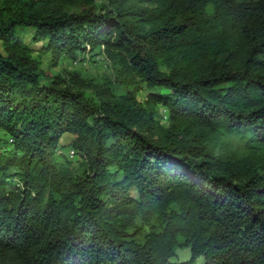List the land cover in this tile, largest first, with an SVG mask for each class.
<instances>
[{
	"label": "trees",
	"instance_id": "obj_1",
	"mask_svg": "<svg viewBox=\"0 0 264 264\" xmlns=\"http://www.w3.org/2000/svg\"><path fill=\"white\" fill-rule=\"evenodd\" d=\"M100 1L0 0V264H264V0Z\"/></svg>",
	"mask_w": 264,
	"mask_h": 264
},
{
	"label": "rangeland",
	"instance_id": "obj_2",
	"mask_svg": "<svg viewBox=\"0 0 264 264\" xmlns=\"http://www.w3.org/2000/svg\"><path fill=\"white\" fill-rule=\"evenodd\" d=\"M100 2H103L101 0ZM19 36L29 45H31L35 49V53H40L42 57V68L43 70L50 74L61 72L69 69H79L82 71L84 75H93L99 78L104 77L105 75L112 76L114 74L113 63L109 58L107 53L105 52L103 46L96 47L94 49L88 48L84 51L78 50V56L74 57L70 54L63 53L59 59L58 63L55 66H51V53L49 51H41L38 49L40 45L45 40H34L33 39V29L31 27H19L18 28ZM146 90L144 88L143 93L145 94ZM140 98L143 96L140 94ZM167 109L164 105L160 104V113L163 121H167ZM73 134L70 132H65L57 145L56 152L58 154H64L69 159L72 160L73 164L78 166L82 161V156L77 153L76 150L73 149L72 140ZM10 136L0 131V149L9 146ZM231 146L233 148L241 149L243 147V141L239 137H231ZM191 257V249L189 246H178L176 248V253L171 257L172 261L178 260H187ZM204 256L201 255L196 259V264L204 263Z\"/></svg>",
	"mask_w": 264,
	"mask_h": 264
}]
</instances>
